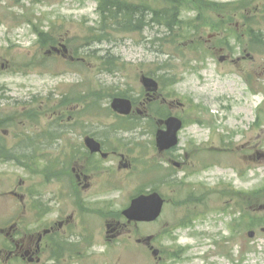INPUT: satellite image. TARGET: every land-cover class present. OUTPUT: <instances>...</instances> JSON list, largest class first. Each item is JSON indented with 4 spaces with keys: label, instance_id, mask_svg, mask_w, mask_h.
<instances>
[{
    "label": "rangeland",
    "instance_id": "374dc122",
    "mask_svg": "<svg viewBox=\"0 0 264 264\" xmlns=\"http://www.w3.org/2000/svg\"><path fill=\"white\" fill-rule=\"evenodd\" d=\"M98 1L0 0V228L29 211L14 190L43 200L51 222L75 214L69 179L57 182L55 170L85 135L116 153L104 160V203L84 202L93 213L58 231L79 257L61 247L58 260L46 248L39 262L12 261L0 235V264H264V47L247 35L251 25L264 41V0H187L170 35L163 26L103 34ZM142 75L158 92L146 95ZM117 96L132 102L129 118L111 111ZM155 98L183 122L169 151L154 145ZM163 179L171 183L159 185L160 218L111 238L106 225L121 221L129 198Z\"/></svg>",
    "mask_w": 264,
    "mask_h": 264
},
{
    "label": "flooded vegetation",
    "instance_id": "af4514ba",
    "mask_svg": "<svg viewBox=\"0 0 264 264\" xmlns=\"http://www.w3.org/2000/svg\"><path fill=\"white\" fill-rule=\"evenodd\" d=\"M68 154L70 155V165L68 168L69 172L66 174L69 179L70 189L68 188L67 197L75 201V214L67 217V219L58 218L51 222V220H48L47 214H43L44 212L35 216L34 210L36 202L30 201L27 196L24 195L25 198L22 197V199L23 201L25 199V202L28 199L31 212L24 210L21 218H23L24 215L28 216V218H23L22 220L16 217V219L11 222L8 229L0 228V234L4 236L5 242L8 245V250L2 248L1 251L7 252V259L19 256L20 258L27 259L29 262L34 260L39 262V256L42 254L43 249L56 238L58 230L67 226L70 222H75L76 219L74 220V216H79V211H91L86 205H81V202L100 201L104 203V159H110L116 153L114 151H105L104 146L101 145V150L97 153H93L87 147L81 146L70 148ZM104 155H107V157L104 158ZM58 176H60V173H58ZM57 182H61V180L58 179ZM62 194L63 191L59 186L57 195L62 196ZM10 195L18 198L15 192H10ZM42 204L43 200H40V208ZM30 217H32L33 221L29 220ZM100 219L104 229V212L101 214L99 220ZM20 225H22L21 227L24 231L21 230ZM32 225H35L34 230L31 229ZM79 228L81 233L84 234L95 232L96 230L95 227L91 229V227H86L82 225V223ZM116 228H120L118 223L115 224V228L111 229V232H116ZM112 237H115V234H113Z\"/></svg>",
    "mask_w": 264,
    "mask_h": 264
},
{
    "label": "trees",
    "instance_id": "16d2710c",
    "mask_svg": "<svg viewBox=\"0 0 264 264\" xmlns=\"http://www.w3.org/2000/svg\"><path fill=\"white\" fill-rule=\"evenodd\" d=\"M167 6L161 8H150L143 6V4H135L128 0H99L97 3V11L99 14L100 31L103 34H109L110 31L120 33H132L140 31L150 23L166 28V33L171 32V29L180 25L179 10L184 8L188 2L187 0H164ZM199 1V0H197ZM223 9V6H220ZM253 26L247 29L248 44L253 46H263L262 34ZM39 43L43 46L47 44L53 45V40L44 32H38ZM106 37V36H104ZM110 64V61L108 62ZM163 108H159L158 111ZM168 180H158L155 185L156 190H159V185H169Z\"/></svg>",
    "mask_w": 264,
    "mask_h": 264
},
{
    "label": "water",
    "instance_id": "95a60500",
    "mask_svg": "<svg viewBox=\"0 0 264 264\" xmlns=\"http://www.w3.org/2000/svg\"><path fill=\"white\" fill-rule=\"evenodd\" d=\"M142 84L146 88L156 89V83L147 78L142 79ZM111 107L114 111L122 115H128L131 110V104L128 100L115 99L113 100ZM166 131H158L156 133V145L160 151L169 149L176 145V134L181 127L179 120L175 118H169L166 121ZM85 144L92 151H97L99 146L92 139H86ZM163 200L157 193H152L147 196H139L133 199L130 206L123 211V215L130 221L136 222H151L154 221L161 212ZM253 232H248V236L252 237ZM155 254V252H154Z\"/></svg>",
    "mask_w": 264,
    "mask_h": 264
},
{
    "label": "bare ground",
    "instance_id": "6f19581e",
    "mask_svg": "<svg viewBox=\"0 0 264 264\" xmlns=\"http://www.w3.org/2000/svg\"><path fill=\"white\" fill-rule=\"evenodd\" d=\"M150 26H157V25L154 24V23H150V24L148 25V27H150Z\"/></svg>",
    "mask_w": 264,
    "mask_h": 264
}]
</instances>
